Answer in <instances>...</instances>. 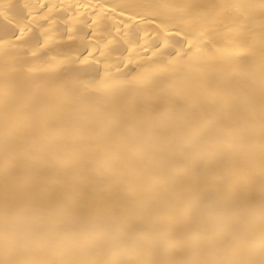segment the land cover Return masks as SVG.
I'll return each instance as SVG.
<instances>
[{
  "label": "bare ground",
  "instance_id": "bare-ground-1",
  "mask_svg": "<svg viewBox=\"0 0 264 264\" xmlns=\"http://www.w3.org/2000/svg\"><path fill=\"white\" fill-rule=\"evenodd\" d=\"M0 13V264H264V0H0ZM225 100L230 120L203 127ZM117 120L163 139L141 159ZM188 151L206 158L173 183L168 162ZM41 162L47 179H24Z\"/></svg>",
  "mask_w": 264,
  "mask_h": 264
},
{
  "label": "snow or ice",
  "instance_id": "snow-or-ice-1",
  "mask_svg": "<svg viewBox=\"0 0 264 264\" xmlns=\"http://www.w3.org/2000/svg\"><path fill=\"white\" fill-rule=\"evenodd\" d=\"M3 13H0V16H3ZM5 24L11 23L6 16H4ZM20 34H14L16 39H19ZM191 47V45H189ZM187 55V54H185ZM255 108L250 107L246 110V118H253L255 114ZM261 112L264 113V106L261 108ZM233 114V105L230 101H223L218 103L213 108L210 117L205 121L202 126L207 127L209 125H223L226 124ZM116 126L121 127L124 129L126 133V139H129L131 143L129 144V151L137 154V156L141 159L145 158V153L141 150V146L144 144H151L153 147L160 142L163 138L155 134L153 132V124L151 122H146L144 129L141 131L138 128L136 123H123L119 120L116 121ZM205 155L198 151H188V152H181L171 158L168 162V167L172 173V182H183L188 179L195 178V165L198 160L205 159ZM50 166L47 162H41L35 165H25L22 169V176L24 179H47L45 176V170L48 169ZM205 175L207 178L212 181H218L221 179L219 173L212 167H208L205 169ZM60 180H57L56 183H60ZM113 182L111 180H106L101 189L98 193L100 199L106 198L108 195L111 194ZM85 195L84 193L80 192L79 190L75 191L69 199L72 200L73 203L77 202V200ZM57 264H65L63 261L57 262ZM106 264H111V261L106 262ZM119 264H139L138 261L133 259H127L125 261L119 262ZM154 264H170V262L165 258H160L159 260L155 261ZM187 264V262H184Z\"/></svg>",
  "mask_w": 264,
  "mask_h": 264
}]
</instances>
